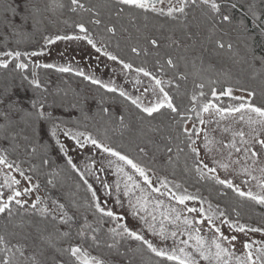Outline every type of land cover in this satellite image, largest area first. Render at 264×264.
Segmentation results:
<instances>
[{
	"label": "snow or ice",
	"instance_id": "obj_1",
	"mask_svg": "<svg viewBox=\"0 0 264 264\" xmlns=\"http://www.w3.org/2000/svg\"><path fill=\"white\" fill-rule=\"evenodd\" d=\"M114 3L117 8V16H120L125 12V8H128L130 11L138 9L145 13L150 10L152 13L166 15L173 19L178 18L176 14H182L186 18L189 15L187 10L196 8L202 10L204 15L212 22L209 29L211 33L216 32L222 25L235 24L237 29L244 33L258 30V34L264 37V0H244V2H241V0H175V3H173V0H167V3L166 0H114ZM71 5L73 6L72 11L79 9L94 13L96 18L91 21L92 24L99 26L103 23L99 18L100 12L86 7L81 0H71ZM158 5H161V7H158ZM58 7H63V5H58ZM46 10L39 7L34 0H5L3 15L0 16V35L3 36L5 46L10 36L24 37L30 35V29H38L44 22L42 17L43 12ZM237 13H239L238 17ZM247 21L251 22V28H249ZM76 27L82 35H45L43 38L44 45H51L61 40H84L97 53L102 52L109 60L118 62L124 69L150 77L155 82L151 91L157 97V100L146 105L142 102L140 96H132L124 89L117 88L114 83H105L94 74H85L83 70L73 69L70 65L57 66L50 63H32L31 72H29V63L25 62L22 57L31 59L42 55L43 49L30 53L7 48L5 51H0V69L7 72L11 65V71L19 74L18 83L14 82L13 78L12 82H6L0 87V143L7 142L11 144L12 150L15 151L19 147L16 143L17 140L22 138L24 141H29L25 151L31 155L38 150L36 144H39L40 148L45 150L52 147L51 144L42 142V137L47 136L49 140L55 141V145L58 146V153H61L66 158V165L79 175L87 191L91 193V202L83 205L76 201L74 192L60 193L56 196L49 192L47 199L37 194L34 200L30 201L28 197L37 193L41 187L39 180H34L33 176L26 175L25 170L19 164L14 160H9L8 148H0V165L5 166L9 170H14L23 181L27 182L25 186H22L21 179L9 173H4L3 184H0V187L7 188L10 192L6 195L0 191V216L10 219L15 211L22 209L34 216H39L42 221H58L60 225L67 226L68 230L63 232H60L59 227L56 228V232L59 233L57 239H71V228L72 225L77 224V214L79 213L81 222L77 227L76 235L81 241L90 239L91 245L94 247H99L101 244L98 234L101 232V226L104 222L103 218L108 217L118 222L116 227L107 229L111 237V243L106 241L104 243L109 249L119 251V240L129 238L138 241L141 246H146L147 251L156 257L162 258L165 262H174V264H201L202 261L207 262V264H264V243H261L259 248L254 249V242L245 240L242 241V246L247 250L246 253L237 256L235 251V244L240 239L237 233L264 232V228L242 224L238 219L235 221L221 219L226 216V213L220 211L218 205L214 208L211 203L208 204L207 210L203 207H189L188 201H199L201 204L205 203V201L198 195L188 193L186 189L183 191H172L169 189L170 182L166 177H157L160 187H155L152 180V176L156 175L154 171L126 153L98 139L91 132L74 130L73 127L69 126L70 124L79 123V120L73 121L72 119V110L74 109H79L85 115V118H88L85 112V108L88 106V98H74L69 101L60 99L58 101L53 93L49 91L48 82L41 80L37 69H56L60 73L75 71L77 76L83 77L94 85H99L109 93L118 92L120 97L130 101L132 105L147 114L148 117H153L154 114H160L161 110L167 109L183 120L189 118L186 114L181 113L180 108L174 103L173 96L165 89V85L172 86L174 80H187V75L180 73L173 79L165 81L143 66L134 68L133 63L108 51L106 45L98 46L97 40L90 35L89 29L84 23H77ZM105 31L114 36L117 29L115 26H105ZM248 38L253 41L255 39L254 36H249ZM19 42L20 40L18 39L17 43ZM148 44L155 48L159 47L158 41L154 38L149 37ZM216 44L220 49L226 48L229 51L233 49L231 42L225 44V42L218 39ZM245 47L251 54L253 62L258 60L262 68H264V55L257 56L255 48L251 45L246 44ZM131 52L136 55H141V53L146 55L148 49L133 46L131 47ZM165 63L172 69L177 68V64L171 57ZM160 70L161 72L164 71L163 65H160ZM136 83H141L139 76H137ZM196 87L200 91L198 96L195 93L192 95L191 100L193 102L197 101L198 97L206 95L203 91L205 88L204 83H199ZM175 88L179 90L180 84L175 83ZM236 90L244 92L246 95H234V88L231 86L219 91L213 87L211 88V97L213 99L204 102L200 111H197L195 106L190 111L196 114L200 125L212 123L213 116L217 118L215 120L217 126H219L221 120L231 118L236 123L242 122L246 125L249 128L248 132L243 129L225 126L223 132L231 133V138L227 140V143L223 139L216 140L204 128L197 129L195 125H193L192 131L183 126L182 132L187 137L190 151L196 158L194 169L199 179H211L216 184L233 190L239 197L255 201L258 205H264V107L252 103V99L257 95L255 89L241 86ZM147 91L149 89H145V92ZM28 92H31V95H28ZM49 96H53L51 101ZM64 97H67L66 92ZM221 97H228L230 100L238 101L239 103L222 106L220 103L214 102L220 101ZM97 107L103 114L107 116L113 115L110 108L105 106L103 99L98 101ZM57 109H63L64 116L67 118L56 115ZM202 113H209V119L205 120ZM116 119L122 126H127L124 123V115H117ZM177 123L179 124L180 121L178 120ZM201 133L204 134V149L208 153L215 152L222 157L221 159H216L215 156L212 157L216 167H210L203 159H200L201 149L192 137L199 138ZM61 134L73 141L75 146L80 149L91 145L108 156L115 158L109 161V166L114 165L116 173L124 180V195L129 197L128 203L131 215L138 217L142 221L143 227L151 232L153 236L159 237L160 246L147 239L142 231L138 232L130 228L126 222L120 223L125 218L104 206L107 202H101L93 185L85 178L88 175L95 174L92 166L87 165L85 171H81L69 154L68 146L59 138ZM168 139L170 141L172 138L168 137ZM32 140H35V143H31ZM166 151L172 153L173 149L168 146ZM182 151L183 149L177 145V158ZM139 152L147 155L144 147H139ZM234 154L240 155L235 156ZM168 162H172L171 156L168 157ZM49 164L50 159H42V165L46 166ZM234 165H239L240 173L250 177L253 181H257L256 186L259 188V192H253L251 189L245 191L234 184L232 179H222L217 173V168L223 169L225 172L229 171V169L235 170L233 168ZM35 167L33 165L29 171L35 170ZM126 168H130L132 171L129 172ZM257 171L260 173L259 177L253 175ZM134 174H138L141 179L138 180ZM49 175L51 178L46 179V185L50 186L52 190H57L56 177L59 173L52 172ZM244 183H248V180H244ZM120 184L121 180L118 179L115 185L117 193L116 203L118 204H122L119 196ZM79 187L80 184H77L76 188L79 189ZM173 187L177 190L182 188L179 184H173ZM104 188L108 195L112 194L108 184H104ZM161 188L166 191L162 192ZM137 192L139 194H136ZM153 193H158L160 197L170 196L177 204L184 207L166 206L164 200L159 197H153ZM13 205L16 207L14 208ZM81 207L85 209V212L91 209L93 217H97L95 227L89 221L88 216L80 212ZM165 207L167 210L159 212L158 221L156 212ZM70 209H74L71 215L69 214ZM185 211L196 213L197 216L184 215ZM236 215L239 217L238 212ZM217 220L220 221V225H217ZM168 225H171V227H168ZM222 225H227L232 230V234H226L222 230ZM205 226L212 232L210 239L202 234V229ZM36 230L40 245H46L47 247L41 248L39 253L33 252L28 256L25 255L27 251L25 245L12 244L5 235H0V264H108L107 261L99 256L92 255L89 249L84 247L83 243H69L67 247H59L52 234H49L46 228L37 225ZM180 236H186L187 239H177ZM169 239L172 241L171 245L167 243ZM40 245H37V247H40ZM49 250L54 253L50 260L38 258V256H45ZM65 256L68 259H64ZM129 264H131V261H129Z\"/></svg>",
	"mask_w": 264,
	"mask_h": 264
},
{
	"label": "trees",
	"instance_id": "obj_2",
	"mask_svg": "<svg viewBox=\"0 0 264 264\" xmlns=\"http://www.w3.org/2000/svg\"><path fill=\"white\" fill-rule=\"evenodd\" d=\"M42 9L43 23L38 29H30V35L24 37H9L7 45L3 43V36L0 35V47H38L43 44V38L50 33L72 32L76 24L84 23L89 31L94 35L98 42H103L107 50L122 57L128 62L133 63L134 68L143 66L151 71L158 78L165 81L173 79L178 74L187 75V80H174L172 86L165 85L166 91L174 98V103L180 108L181 113L189 117L186 120L175 116L169 110L163 109L160 114H154L148 117L140 109H137L130 101L119 96V93H109L99 85H94L81 76L73 73H60L53 69L39 68L37 72L42 81L48 82L49 91L53 93L59 101L88 98V106L85 112L88 118L81 113L79 109L72 110L73 121L79 120V123L70 124L74 130L91 132L98 139L117 148V150L126 153L136 161L147 168L167 177L171 181L181 184L183 188L190 192H199L203 197L209 199L212 203L222 207L228 219L239 220L240 223L264 228V206L258 205L255 201L239 197L233 190L216 184L211 179L201 180L194 169L193 154L189 148V141L182 132V127L190 121L197 122V116L190 109L195 106L196 101L191 100L195 93L198 96L199 89L196 87L199 83H204L203 91L206 97L211 96V88L215 87L217 91L233 87L234 90L241 86L256 90V97L252 103L264 107V68L259 61L253 62L251 54L247 51L245 45H251L255 48L257 56L264 55V37L258 34V30L251 33H244L237 29L236 25H222L216 32L209 31L211 21L204 15L203 11L196 8L188 9L189 15L185 18L167 17L138 9L129 10L120 16L116 15V5L114 0H81L88 8H93L100 12V19L103 23L99 26L91 23L96 17L92 12H85L77 9L72 11L71 0H34ZM244 2V0H241ZM5 0H0V16L3 15V4ZM63 7H58V5ZM237 17L239 13L236 14ZM147 17V18H145ZM76 20V21H75ZM249 28L251 22L247 21ZM105 26H115L117 31L113 36L105 31ZM227 33V34H225ZM254 36V41L249 39ZM154 38L158 41L159 47L155 48L148 44V38ZM211 37V38H209ZM20 40L17 43V40ZM222 40L227 44L231 42L233 49L231 51L218 48L216 40ZM147 48L145 55H136L131 52V47ZM171 57L177 64L176 69L166 65V60ZM159 62V63H157ZM160 65L164 66L161 72ZM19 82V74L11 71V65L6 72L0 69V87L6 82ZM215 83H211V82ZM175 83L180 84L179 90L175 88ZM238 91V90H237ZM67 97H64V93ZM31 95V92H28ZM53 96H49L51 101ZM103 99L105 106L112 111V116H107L100 112L97 107L98 101ZM197 108V107H196ZM124 115L125 126H122L116 119L117 115ZM56 115L64 116L63 109H57ZM64 118H67L64 116ZM180 121L178 124L177 121ZM155 129V131H154ZM168 137L172 139L169 141ZM43 143L51 144L48 150L37 146L35 154H28L25 151L29 141L22 138L17 140L19 147L12 150V145L3 142L0 148H8L9 160H14L20 167L29 171L35 165V170L29 171L36 179L41 181L46 187V179L51 178L52 172H57L56 177L57 192H74L75 199L81 205L91 202V193L87 191L86 186L80 180L79 175L66 165V158L58 153L54 140H49L47 136L42 137ZM31 143H35L32 140ZM177 145L183 149L177 158ZM172 147L173 152L168 153L166 147ZM139 147H144L147 155L139 152ZM172 157V162H168V157ZM50 159L49 165H42V159ZM80 184L79 189L76 185ZM74 209H70L72 214ZM80 212L87 215L89 221L96 224L97 217H93L92 210L81 207ZM239 213L237 217L236 213ZM78 215H80L78 213ZM103 224H108L111 220L108 217L103 218ZM46 228L49 234L59 247H67L69 243H83L88 246L90 252L99 256L109 264H174V262H165L162 258L156 257L147 251L146 246H141L138 241L123 240L118 248L109 249L106 243L101 241L99 247L91 245L90 239L81 241L76 235V229L71 228V239L59 238L56 228L60 232L67 231L59 222L42 221L39 216H34L28 212H22L13 215L7 222H0V235H5L12 244H21L27 247L26 256L33 252L39 253L41 248L46 245H40L36 226ZM40 245V247H37ZM54 253L49 250L45 256H38L40 259L50 260ZM68 259V257H64ZM107 261V262H108Z\"/></svg>",
	"mask_w": 264,
	"mask_h": 264
},
{
	"label": "rangeland",
	"instance_id": "obj_3",
	"mask_svg": "<svg viewBox=\"0 0 264 264\" xmlns=\"http://www.w3.org/2000/svg\"><path fill=\"white\" fill-rule=\"evenodd\" d=\"M167 3V0H166ZM173 3H175V0H173ZM158 7H161V5H158ZM178 18H183L184 16L182 14H176ZM76 21V20H75ZM78 23V21H76ZM90 35L94 37V35L89 31ZM82 35V33L79 32V29L76 27L72 32L64 33V32H55L50 33L49 35ZM95 38V37H94ZM103 42H100L98 46L103 45ZM7 49L11 50H19L21 52H33V51H41L43 49V54L32 57L29 59L28 57H22V59L25 60V62L29 63V72H31V65L32 63L37 64H55L57 66L64 65L68 66L70 65L73 69H80L85 72V74L89 75H95L97 78L102 80L105 83L112 82L117 88L124 89L127 93H129L132 96H140L142 99V102L144 104L154 103L157 100V97L152 93L151 89L154 85V81L151 80L150 77H145L142 74H137L135 71H129L123 68L122 65H120L118 62H114L109 60L106 56L103 55V53H97L94 48L91 47V45L87 44L84 40H61L57 41L54 44L45 46L44 43L39 45L38 47H0V51H5ZM14 63V62H13ZM56 70V69H53ZM75 74V71L70 72ZM137 76H139V79L141 80V83L137 84L136 79ZM145 89H149V91L145 92ZM158 91V90H157ZM118 93V92H117ZM234 95L241 96L246 95L244 92L234 90ZM213 98L210 97H198L196 101V107L197 111H200L201 106L204 102H207L208 100H212ZM220 103L222 106H226L229 104H236L239 103L238 101H232L228 97H221L220 101H214ZM205 120L209 119V113H202ZM238 115V114H237ZM217 118L213 116V122L208 123L205 125H200L199 120L197 122L190 121L187 123L186 127L189 129V131L193 130V125L196 126L197 129L204 128L212 137H215L216 140L223 139L225 143H227V140L231 138V133H225L223 132V128L225 126H231L234 129H243L245 132L249 131V128L241 123L234 122L231 118L228 120H221L219 126L215 123V120ZM203 133H201L200 137L197 138L195 136L192 137V139L196 140V144L200 147V159H203L205 163L209 164L210 167H216V164L213 162L212 157L215 156L216 159H221L222 157L218 153H208L206 149H204L203 144ZM62 142H64L68 148H69V154L72 156L74 163L77 164V166L81 169V171H85L87 165H91L94 175H88L85 178L91 183L96 190L97 196L100 198L101 202H107L104 206L107 208L112 209L114 212H116L118 215L123 216L125 219L123 221H120V223L126 222L128 226L138 232H143L147 239H150L153 241V243L157 244V246L161 245V241L159 237L153 236L151 232L147 231L143 227L142 221L139 220L138 217H133L131 215V211L129 208V197L124 195V180L121 176H119L116 173L115 166H109V161L114 160V157L108 156L106 153H103L101 150L96 149L92 147L91 145L87 146L84 149H80L75 146L74 142L69 140L68 138L64 137L62 134L59 137ZM258 147V146H257ZM235 156H239L240 154H234ZM193 160L196 162V158L193 154ZM22 168V167H21ZM233 169H229V171L225 172L223 169L217 168V173L220 175V177L232 179L234 184L241 187V189L247 191L248 189H251L253 192H259V188L256 186L257 181L251 180L250 177L242 174L239 172V165H234ZM24 169V168H22ZM103 169V171H101ZM25 173L26 175L33 176L29 171L26 169ZM127 171L131 172L132 170L130 168H126ZM153 171V170H152ZM155 172V171H154ZM4 173H9L10 175L16 176L18 179H21L22 186H25L27 182L23 181L21 177H19L18 173H16L14 170H9L5 166L0 165V184H3V175ZM156 173V172H155ZM151 174V173H150ZM138 180L139 178L138 174H134ZM253 175H256L257 177L260 176V173L254 172ZM157 177H163L159 173H156L155 176H152V180L155 187H160L159 182L157 181ZM166 177V176H165ZM167 178V177H166ZM34 180H37L35 176H33ZM121 180L120 184V192L119 196L122 201V204L116 203V196L117 193L115 191V185L117 180ZM169 183V189L172 191H183L185 188H181L179 190L175 189L173 187V184H179L178 182L171 181L167 178ZM244 180H248V183H244ZM41 184V187L37 193H34L32 196H29L28 199L34 200L35 195H40L41 197H44L47 199V195L49 192L53 196L59 195L60 193L52 190L51 188L46 187L41 181H39ZM142 183V180H141ZM104 184H108L110 189L112 190V194L108 195L106 189L104 188ZM225 187V186H224ZM0 191L4 192L6 195L10 192L7 188L0 187ZM161 191H166L165 189L161 188ZM188 193H192L194 195H198L201 197L205 203L201 204L199 201H188L189 207H203L207 210L208 204L211 203L212 206L215 208L217 205L209 201V199L203 197L199 192H190L187 190ZM136 194H139L138 192ZM153 197H159L160 199L164 200L165 205H172L177 208H183V205L177 204L175 200H172L170 196H163L160 197L158 193H153ZM243 198V197H242ZM264 206V205H262ZM15 208L16 206L13 205ZM27 207V206H26ZM166 207L164 209H159L156 212L158 221H159V212L160 211H166ZM219 210L223 211L222 207L219 206ZM25 212L24 210L15 211L13 215L19 214ZM71 215V213H69ZM143 214V213H141ZM184 215L187 216H197L196 213H188L187 211L184 212ZM110 219V218H109ZM221 219H228L227 216L222 217ZM9 220V218H6L5 216H0V222L5 223ZM111 221L108 222V224H102L101 226V232L98 234L100 241L111 243V237L110 234L107 232V229L113 228L117 226V221L110 219ZM80 215L77 214V224L72 225V228H75L77 231V227L80 224ZM217 225H220V221H216ZM243 224V223H242ZM246 225V224H245ZM64 226V225H63ZM93 226L95 227L96 224L93 223ZM68 228L67 226H65ZM168 227H171V225H168ZM222 230L226 234H232V230L227 227V225H222ZM255 227V226H252ZM202 234L205 235L207 238L212 237V232L209 231L208 227H203ZM237 235L240 237V239L235 244V251L236 255H244L246 253V249L242 246V241H248V242H254L253 248H259L261 243H264V232H248L247 234L237 233ZM187 239L186 236H180L177 239ZM119 239V238H118ZM126 240H131L129 238H125ZM119 240L122 242L123 240ZM169 245H171L172 241L169 239L167 242ZM84 247L88 248L87 245H84ZM90 251V249H89ZM93 253V252H92ZM93 255V254H92ZM101 258V257H100ZM108 261V260H107ZM109 264V261H108ZM201 264H207V262L202 261Z\"/></svg>",
	"mask_w": 264,
	"mask_h": 264
}]
</instances>
